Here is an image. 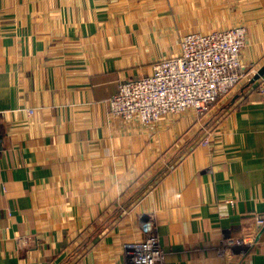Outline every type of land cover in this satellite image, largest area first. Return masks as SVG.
Here are the masks:
<instances>
[{
    "label": "crops",
    "instance_id": "crops-1",
    "mask_svg": "<svg viewBox=\"0 0 264 264\" xmlns=\"http://www.w3.org/2000/svg\"><path fill=\"white\" fill-rule=\"evenodd\" d=\"M238 23L248 75L209 113L109 110L187 32ZM263 64L264 0H0V264H125L150 217L167 264H264Z\"/></svg>",
    "mask_w": 264,
    "mask_h": 264
},
{
    "label": "built area",
    "instance_id": "built-area-1",
    "mask_svg": "<svg viewBox=\"0 0 264 264\" xmlns=\"http://www.w3.org/2000/svg\"><path fill=\"white\" fill-rule=\"evenodd\" d=\"M247 38L246 23L211 32H187L179 54L156 61L151 74L121 81L108 100L109 110L127 121L138 117L143 123L158 122L167 114L189 110L197 116L209 113L248 75L242 62ZM258 81L259 91L264 94V75ZM211 143L210 133L200 142L204 146ZM144 231L145 238L130 250L125 264H167V251L153 217L145 221ZM20 242L26 245L28 238L20 237ZM252 244L237 238L222 242L221 250L233 247L235 255L241 257Z\"/></svg>",
    "mask_w": 264,
    "mask_h": 264
},
{
    "label": "water",
    "instance_id": "water-1",
    "mask_svg": "<svg viewBox=\"0 0 264 264\" xmlns=\"http://www.w3.org/2000/svg\"><path fill=\"white\" fill-rule=\"evenodd\" d=\"M264 74V64L258 69V71L255 73L253 80H257L261 75Z\"/></svg>",
    "mask_w": 264,
    "mask_h": 264
},
{
    "label": "rangeland",
    "instance_id": "rangeland-1",
    "mask_svg": "<svg viewBox=\"0 0 264 264\" xmlns=\"http://www.w3.org/2000/svg\"><path fill=\"white\" fill-rule=\"evenodd\" d=\"M257 71H258V70H257ZM257 71H256V72H257ZM256 72H255V73H256ZM247 77H248V76H247Z\"/></svg>",
    "mask_w": 264,
    "mask_h": 264
},
{
    "label": "bare ground",
    "instance_id": "bare-ground-1",
    "mask_svg": "<svg viewBox=\"0 0 264 264\" xmlns=\"http://www.w3.org/2000/svg\"><path fill=\"white\" fill-rule=\"evenodd\" d=\"M261 76H262V75H261ZM261 76H260V77H261Z\"/></svg>",
    "mask_w": 264,
    "mask_h": 264
}]
</instances>
